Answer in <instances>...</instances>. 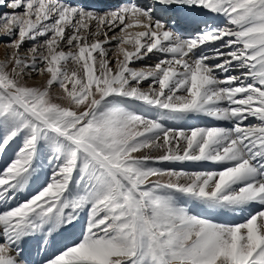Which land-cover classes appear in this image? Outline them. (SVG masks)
I'll list each match as a JSON object with an SVG mask.
<instances>
[{
  "label": "snow or ice",
  "instance_id": "snow-or-ice-1",
  "mask_svg": "<svg viewBox=\"0 0 264 264\" xmlns=\"http://www.w3.org/2000/svg\"><path fill=\"white\" fill-rule=\"evenodd\" d=\"M5 157L0 264H264V0H0Z\"/></svg>",
  "mask_w": 264,
  "mask_h": 264
},
{
  "label": "bare ground",
  "instance_id": "bare-ground-1",
  "mask_svg": "<svg viewBox=\"0 0 264 264\" xmlns=\"http://www.w3.org/2000/svg\"><path fill=\"white\" fill-rule=\"evenodd\" d=\"M148 61L149 60L146 59L145 61H143V63L144 62H148ZM138 63H141V62H137L136 64L138 65ZM200 122L202 124H200ZM168 123L172 124V123H184V122H168ZM212 123L213 122L211 120H209L208 118L187 121V124L191 125V126H194V125L195 126H206L207 124H212ZM185 167L188 168L189 170H193V169H195L197 167L211 168V167H213V165L204 164V165L197 166V165L188 164V165H185ZM209 215H210V218L215 219V220H217L219 222L236 221V219H238V222H239V219H240L239 217H235V216H232V215H212V214H209Z\"/></svg>",
  "mask_w": 264,
  "mask_h": 264
},
{
  "label": "rangeland",
  "instance_id": "rangeland-1",
  "mask_svg": "<svg viewBox=\"0 0 264 264\" xmlns=\"http://www.w3.org/2000/svg\"><path fill=\"white\" fill-rule=\"evenodd\" d=\"M151 61H148V62H144V63H150ZM141 63H143V62H141ZM135 66H140V63H138V65L136 64ZM38 79V78H37ZM32 82H35V81H30V83H32ZM144 87L145 88H147V84H145L144 85ZM200 124H202L201 122H200ZM208 126H211V124H207ZM206 125V126H207ZM195 126V125H194ZM7 158L5 157L4 159H2V160H0V161H4V160H6ZM2 165H3V162L1 163ZM44 179H45V177L43 176V175H41L40 177H38L37 178V180H35L34 182H33V185H32V188H30L29 189V191H32L34 188H36V187H38L39 186V184L40 183H42L43 181H44Z\"/></svg>",
  "mask_w": 264,
  "mask_h": 264
}]
</instances>
